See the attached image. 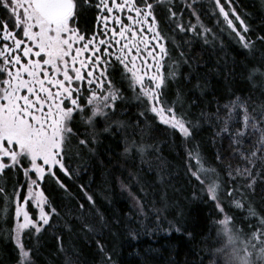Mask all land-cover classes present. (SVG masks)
<instances>
[{
  "label": "trees",
  "instance_id": "16d2710c",
  "mask_svg": "<svg viewBox=\"0 0 264 264\" xmlns=\"http://www.w3.org/2000/svg\"><path fill=\"white\" fill-rule=\"evenodd\" d=\"M175 5L184 8L181 0H175ZM234 6L250 28L247 36L254 43L252 49H243L234 34L220 32L223 25L218 26L211 15L210 0H198L196 8L203 23L216 34L215 40L209 33L207 44L191 34H178L175 44L168 41V64L179 63L177 77L168 81L164 98L171 104L180 94L176 111L193 126L188 143L150 113L140 116L142 106L126 83L124 99L117 102L114 112L109 110L106 120L96 117L89 126L77 117L73 125L76 135L65 159L71 177L57 168L56 176L46 177L41 184L57 214L38 238L25 237L32 264H109V257L110 264H209L223 244L218 235L221 215L216 201L208 197L207 185H200L188 171L187 149L197 146L205 167L215 169L219 177L217 195L230 227L251 250L264 248V243L254 246L252 238L264 218V176L247 192L240 188L244 195L237 194L235 200H241L242 207L226 199L227 190L237 183L229 178V166L235 170L244 165L238 158L231 159L230 138L215 135L222 126L215 123L218 105L241 96L250 108L264 106V75L260 74L264 73V40L257 39L264 36V0H234ZM95 16L94 9H84L77 18L79 28L88 36L96 30ZM183 19L195 23L187 9ZM251 69L259 72L249 80ZM201 113L213 118L205 120ZM88 115L90 110L85 112V117ZM106 127L108 131H104ZM80 139H85L87 146L80 145ZM254 139L245 141V150H253ZM133 141L144 146L143 155L136 148L125 151ZM217 153L223 160H217ZM57 179L66 190L59 187ZM23 180L22 173L6 171L0 183L11 194L13 185L19 187ZM22 191L26 193V185ZM137 201L143 205V213ZM4 207L0 198V217ZM13 207L11 204L6 220L0 218V264H18L19 260L10 239Z\"/></svg>",
  "mask_w": 264,
  "mask_h": 264
},
{
  "label": "snow or ice",
  "instance_id": "6c2138e0",
  "mask_svg": "<svg viewBox=\"0 0 264 264\" xmlns=\"http://www.w3.org/2000/svg\"><path fill=\"white\" fill-rule=\"evenodd\" d=\"M197 2L181 0L184 8L180 9L175 0H0V180L6 171L24 177L19 187L13 185L11 194L0 183V198L5 204L0 218L6 220L10 205H15L10 239L18 252V264H32L25 237L38 238L57 214L41 184L46 177H55L57 168L71 177L65 159L71 138L76 135L73 125L77 117L89 126L96 117L106 120L109 110L114 112L117 102L124 99L122 88L126 83L142 106L140 116L150 113L160 124L179 133L185 143L191 140L192 122L175 108L181 102L180 94L171 104L164 95L168 81L177 77L179 63L168 64V41L175 44L178 34L203 38L206 44L209 33L216 39L201 20ZM84 9L96 12L97 28L91 36L77 23ZM185 9L195 17V23L184 22ZM210 10L217 25H223L221 33L234 34L243 49L254 47L247 36L250 28L238 14L234 0H210ZM257 39L264 40V36ZM180 55L183 57V52ZM258 72L251 69L248 79ZM86 110H90L87 117ZM201 116L205 120L213 118L206 113ZM214 117L215 123L222 125L215 135L230 138L231 159L238 158L244 165L235 170L229 166V178L237 183L225 195L240 208L242 201L235 200L237 194L244 195L240 188L247 192L264 176V106L250 108L247 99L236 96L218 105ZM118 125L122 127L123 123ZM253 137V150H245V141ZM79 144L87 146L85 139ZM131 148L141 155L145 150L135 141L125 151ZM187 158L191 177L207 185L209 199L224 212L217 195L221 184L216 182V170L205 167L198 146L187 149ZM217 160H223L219 153ZM56 183L66 190L59 179ZM25 185L26 193L22 191ZM137 203L143 213V205ZM249 212L256 215L251 209ZM218 235L226 245L238 239L227 216L219 222ZM252 238L256 247L264 243V218ZM100 251L104 253L102 245ZM260 255L264 256V248ZM241 264H249V258H242Z\"/></svg>",
  "mask_w": 264,
  "mask_h": 264
},
{
  "label": "rangeland",
  "instance_id": "374dc122",
  "mask_svg": "<svg viewBox=\"0 0 264 264\" xmlns=\"http://www.w3.org/2000/svg\"><path fill=\"white\" fill-rule=\"evenodd\" d=\"M14 210L15 205L13 207V212ZM32 212L35 213V209H32ZM219 213L221 215L220 220L224 219L225 214L220 211ZM244 257L249 258V264H264V256L260 255V250H251L246 245L242 244L239 239L232 245H226L223 239V244L214 252L209 264H241V259Z\"/></svg>",
  "mask_w": 264,
  "mask_h": 264
}]
</instances>
